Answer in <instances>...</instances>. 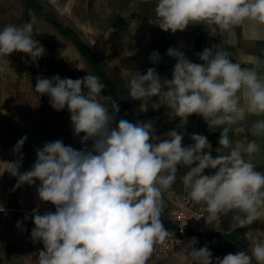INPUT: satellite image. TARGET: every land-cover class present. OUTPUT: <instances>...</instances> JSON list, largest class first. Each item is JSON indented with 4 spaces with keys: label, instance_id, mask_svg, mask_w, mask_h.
I'll use <instances>...</instances> for the list:
<instances>
[{
    "label": "clouds",
    "instance_id": "1",
    "mask_svg": "<svg viewBox=\"0 0 264 264\" xmlns=\"http://www.w3.org/2000/svg\"><path fill=\"white\" fill-rule=\"evenodd\" d=\"M154 12V25L164 32L204 25L213 35L245 21L264 28V0H156ZM34 37V20L5 25L0 29V59L18 52L36 62L45 48ZM167 55L176 60L171 79H161L152 67L145 73L135 71L127 85L132 99H149L152 109L165 106L170 117L180 119L166 138L155 134L152 120L117 123L119 106L113 103L109 108L102 102L111 97L101 96L105 84L96 75L37 76L34 91L47 95L58 112L67 107L74 136L83 147L77 150L60 139L45 142L35 149L31 168L23 172L21 149L27 136L13 148L19 159L8 162L6 171L16 177L15 188L39 181V201L55 207L41 214L37 206L30 213L31 239L43 244L32 254L34 264H146L154 245L175 235L165 228L161 213L162 194L177 182L178 166L189 169L179 181L190 200L206 206V223L230 213L233 228L264 218V172L253 162L260 145L255 139L233 144L229 136L245 113L264 116V76L257 71L261 62L242 67L232 62L230 51L216 45L197 53L201 63L192 62L178 48L170 47ZM160 59L156 51L149 57L153 64ZM193 114L211 130L223 126L215 157L202 134H191L192 143L182 146L185 133L178 129ZM248 132L264 137V119L256 120ZM206 169L215 172L205 175ZM197 242L193 237L183 245L181 264L189 257L194 264H253V260L264 264L262 238L254 241L251 254L238 251L215 259L207 245L197 248Z\"/></svg>",
    "mask_w": 264,
    "mask_h": 264
},
{
    "label": "crops",
    "instance_id": "2",
    "mask_svg": "<svg viewBox=\"0 0 264 264\" xmlns=\"http://www.w3.org/2000/svg\"><path fill=\"white\" fill-rule=\"evenodd\" d=\"M155 5L156 0H0V29L7 24L20 26L34 20V38L45 48V55L36 62H32L30 57L26 60L22 58L23 61L12 58L11 62L16 66H0V206L4 208V211L0 212V264H34L32 254L42 250L43 244L34 243L31 239L34 223L30 213L37 206L41 214L45 211H55L52 204L39 201L36 194L39 181L36 185L25 184L15 188L16 177L11 176L6 169L8 162L19 159V155L13 152L17 141L27 136L21 149L23 161L20 172L31 168L36 159L35 149L42 147L45 142L60 139L65 145L77 150L83 147L80 138L74 136L67 107L58 112L50 106L47 95H39L34 91L37 76L51 78L58 74L61 78L77 79L87 73L96 75L105 84L101 96L111 97L110 100L104 99L102 102L109 108L114 101L119 106L117 123L119 119L132 123L152 120L156 128L155 134L164 138L170 130L177 129L180 119L170 117L169 109L165 106L154 110L151 108V100L141 101L130 97L127 85L134 73L125 70L110 72L109 67H106L107 63H103L101 70L94 69L93 62L87 59L80 61L75 56V51H72L76 48H89L88 43L78 39L77 33L99 32L98 28H94V23L101 24L102 33L119 34L116 47L142 48V18L155 17ZM95 17L100 19L94 20ZM47 18L52 19V26ZM213 45L230 51L232 62H239L242 67H254L259 60L261 66L257 71L264 76V28H258L248 21L230 31L213 35L209 34L204 25H189L183 32L172 33L166 49L178 48L192 62L201 63L197 53ZM104 46L106 48V45ZM109 47L110 44L107 45V48ZM48 50L51 52L48 53ZM62 50L69 51L65 53ZM175 63V58L166 55V73L164 76L159 75L161 79L172 78ZM2 64L3 60L0 59V65ZM110 87L112 89H109ZM156 100V97L152 98V102ZM258 119H264V116L257 117L245 113L243 118L232 126L229 136L233 144H246L253 139L257 141L261 150L255 154L253 162L257 170L264 172V137H253L248 132ZM222 127L211 130L201 116L193 114L188 117L187 125L178 129L185 133L182 146L192 143L191 134H202L210 142L211 154L215 157V150L220 147L218 141ZM91 144L89 141L87 146L91 148ZM188 170L178 166L177 182L171 190L162 194L161 220L168 228L172 227L170 224L173 221L170 196L185 190L179 177ZM214 172L215 170L206 169L204 174ZM26 216L29 218L25 219ZM18 221L21 222L19 228ZM231 223V213L213 224L205 223V228L214 237L201 241L197 248L207 245L213 259L217 256L223 258L228 253L235 254L238 251L251 254L254 241L257 238L264 239V218L244 227L233 228ZM160 263H164V260L159 261L153 252L146 262ZM253 264H256L255 260Z\"/></svg>",
    "mask_w": 264,
    "mask_h": 264
},
{
    "label": "rangeland",
    "instance_id": "3",
    "mask_svg": "<svg viewBox=\"0 0 264 264\" xmlns=\"http://www.w3.org/2000/svg\"><path fill=\"white\" fill-rule=\"evenodd\" d=\"M100 18H94V20H97ZM52 19L47 18V21L49 24L52 26L53 22L50 21ZM155 17L153 18H142V32H141V42L143 46L142 48H118L116 47L117 45V38L119 34L117 32L114 33H102L100 31L101 24L94 23V28H98L99 32H94V33H77V37L80 41L85 44L88 43L89 48H76L72 51H75V56L80 60V61H85L90 60L94 64V69L101 70L103 67V63H107L106 67H109L110 72H120V70H125L126 72H132L134 73L135 71H139L141 73H145L148 68H156L157 72L159 75H165L166 70V55H167V45L168 42L171 41L172 33L169 32H164L162 31L158 26L154 25ZM104 37V38H103ZM106 45V48L104 45ZM110 44V47L107 48V45ZM150 46V47H147ZM51 52V50H48ZM67 52L69 50H62V52ZM159 52L160 54V61L156 64H153L150 60L149 57L150 55L154 52ZM49 55V54H48ZM53 55V50L52 54ZM11 57V58H10ZM12 58H17L21 61H23L22 58L25 60L29 58L27 54L24 53H18L14 52L10 54L7 58H3V64L0 65L2 67H7V68H13L16 66L11 62ZM14 61V60H13ZM89 67V65H88ZM2 85L4 86V82L2 81ZM109 89H112L111 87ZM112 91V90H111ZM116 103V101H114ZM186 191V190H184ZM183 191V192H184ZM183 192L180 193H172L170 196V202L172 198L176 195H179ZM203 204V203H200ZM172 205V204H171ZM204 205V204H203ZM205 206V205H204ZM206 207V206H205ZM174 221L170 224L171 226L173 225ZM203 228L206 232V239H211L214 237L212 234L207 231L205 228V223L206 220L203 222ZM165 228H168L165 226ZM205 239H202L197 242V245ZM154 254V252H153ZM155 255V254H154ZM155 257L159 260L162 261L164 260V263L160 264H181V260L179 256H157ZM185 264H193V260L191 257H189L188 261L185 262Z\"/></svg>",
    "mask_w": 264,
    "mask_h": 264
},
{
    "label": "built area",
    "instance_id": "4",
    "mask_svg": "<svg viewBox=\"0 0 264 264\" xmlns=\"http://www.w3.org/2000/svg\"><path fill=\"white\" fill-rule=\"evenodd\" d=\"M172 220L171 228H166L175 235L167 238L164 242L154 245V254L157 256H179L183 255L182 247L193 237L200 241L206 239L203 222L208 213L203 204H197L188 198L187 191L176 195L171 200ZM196 246V245H195Z\"/></svg>",
    "mask_w": 264,
    "mask_h": 264
}]
</instances>
